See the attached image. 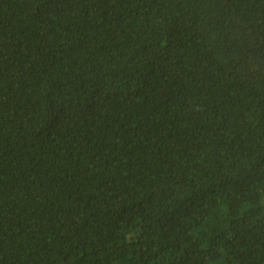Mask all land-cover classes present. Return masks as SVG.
Returning <instances> with one entry per match:
<instances>
[{
  "label": "trees",
  "instance_id": "trees-1",
  "mask_svg": "<svg viewBox=\"0 0 264 264\" xmlns=\"http://www.w3.org/2000/svg\"><path fill=\"white\" fill-rule=\"evenodd\" d=\"M0 264H264V0H0Z\"/></svg>",
  "mask_w": 264,
  "mask_h": 264
}]
</instances>
